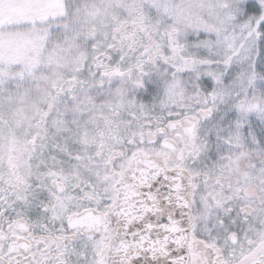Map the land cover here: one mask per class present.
Masks as SVG:
<instances>
[{"label": "snow or ice", "instance_id": "1", "mask_svg": "<svg viewBox=\"0 0 264 264\" xmlns=\"http://www.w3.org/2000/svg\"><path fill=\"white\" fill-rule=\"evenodd\" d=\"M72 7V0H0V264H264V166L240 167L264 160V129L250 119L264 117V0H136L127 5L135 31L122 35L118 26L128 21L113 15L114 34L97 43L89 33L104 69L91 82L65 77L59 59L44 56L54 37L58 47L74 46ZM161 31L170 55L155 39ZM137 33L148 41L138 69L173 60L220 85L201 101V115L227 99L235 139L255 149L229 157L235 179L205 169L200 146L187 164L177 149L179 120L161 124L143 106L125 114L123 103L106 99L113 93L105 82L123 75L124 41ZM191 119L184 134H195L199 117ZM73 200L88 206L71 213V230L34 229L32 219Z\"/></svg>", "mask_w": 264, "mask_h": 264}, {"label": "clouds", "instance_id": "2", "mask_svg": "<svg viewBox=\"0 0 264 264\" xmlns=\"http://www.w3.org/2000/svg\"><path fill=\"white\" fill-rule=\"evenodd\" d=\"M135 3L136 0H120L118 6L114 3L109 8L108 0H72V16L69 19L79 36L71 49L58 47V39L54 37L45 48L44 56L51 55L59 59L61 67L58 71L62 72L65 77L79 75L81 79L90 82L99 79L100 73L104 69H100L94 60L93 46L89 44L91 38L89 33L94 31L97 43H102L108 38L107 34L115 33L117 24L112 18L113 15L128 21V23L118 26L122 35H126L129 29L135 31L131 23L132 13L127 7V5ZM173 3L179 5L184 3V0H173ZM59 23L61 21L53 22L54 25ZM192 35L196 34L192 33ZM206 38H214V36ZM155 39L160 46L161 53L170 55L168 42L163 38L162 31L161 35ZM147 43L148 41L140 33L136 34L134 41H124L126 59L124 61L117 60L123 75L105 82L106 92L110 90L113 93L110 96L106 94V99H110L113 103H123L125 114L128 110H139L143 106L144 111L161 124H166L169 120H179L181 123L177 130L181 133V137L178 140L177 149L184 152L187 164L190 166L194 164V160L187 159V156L194 148L200 146L202 154L206 156V159L202 161L205 169H208L213 175L221 174L235 179L234 167L230 165L229 157L234 159L241 152H254L255 149L248 148L243 138L240 141L235 139L236 134L230 129L227 122L231 119L229 116L231 107L227 99L218 100L211 115L206 117L201 115V101L210 93L217 91L220 85L203 75V70L200 75L192 72L186 73L180 67L179 62L173 60L165 62L157 59L154 63L148 62L143 65L142 69H138L136 67L139 59L137 52L140 50V45ZM127 45H131L136 51H130ZM174 65L176 66L174 67ZM44 70L49 75L53 72V69L47 66ZM144 73L149 74L147 83H144ZM174 81H179L181 87L178 90L170 91L167 85ZM117 89H121V95H115ZM258 92L259 89H257ZM225 108L228 111H225ZM192 117H199L196 121L195 134H184L183 129L192 126ZM250 119L252 124L257 126V132L264 129V123H262L264 117L259 113ZM173 135H175V131ZM247 138L250 139V137ZM201 142H203L202 145ZM175 158L176 153H173L170 159L175 160ZM257 162L264 166V160L253 156L241 160L240 167L249 169L250 165L255 167ZM87 206L88 201L73 200L67 202L63 209L50 212L48 216L32 219L31 223L36 230H39L42 225H47L49 229L53 230L60 227L71 230L69 216L72 212L80 211Z\"/></svg>", "mask_w": 264, "mask_h": 264}]
</instances>
